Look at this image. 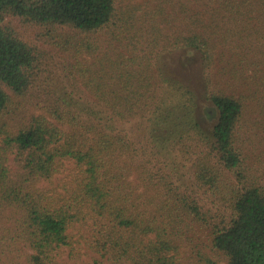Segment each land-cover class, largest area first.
Masks as SVG:
<instances>
[{"label": "trees", "instance_id": "obj_1", "mask_svg": "<svg viewBox=\"0 0 264 264\" xmlns=\"http://www.w3.org/2000/svg\"><path fill=\"white\" fill-rule=\"evenodd\" d=\"M187 6L189 29L175 34L170 46L197 49L203 57L205 97L217 111L212 137L199 129L191 97L173 102L163 96L165 81L148 62L135 66V60L125 63L122 53L110 57L106 69L86 80L88 102L58 104L32 115L15 133L1 126L0 259L21 252L25 264H60V249L71 244L69 227L82 218L95 224L98 249L107 250L116 264H171L168 253L176 248L185 217L201 214L196 197L173 180L162 162L174 143L171 133H178L181 151L185 147L194 154L202 139L208 145L191 164L197 184L217 188L226 184L223 170L235 174L237 187L230 195L217 188L231 210L212 228L213 247L227 264H264V187L242 173L236 145L237 128L256 88L243 77V90L229 94L212 87L208 75L212 43L226 42L220 29L227 22L232 24L228 33L242 39L235 48L249 45L255 55L264 52V0H189ZM114 15L115 0H0V113L10 102L8 90L24 94L29 89L37 61L31 45L5 23L7 17L90 32ZM254 66L264 70V64ZM134 115L149 121L155 161L143 155L151 153L144 145L113 127V121ZM195 129L196 138L184 136ZM11 155L16 169L8 163ZM68 161L76 174L64 193L37 186Z\"/></svg>", "mask_w": 264, "mask_h": 264}, {"label": "rangeland", "instance_id": "obj_2", "mask_svg": "<svg viewBox=\"0 0 264 264\" xmlns=\"http://www.w3.org/2000/svg\"><path fill=\"white\" fill-rule=\"evenodd\" d=\"M188 3L189 0H115L113 20L90 32L7 17L5 23L31 45L37 61L29 89L24 94L8 90L10 102L0 113V130L3 126L6 131L15 133L30 121L32 115L47 113L58 104L73 107L81 99L88 102L92 95L91 86L86 85L87 78L92 72L98 74L106 69L104 63L122 53L125 63L133 60L135 66L140 61L149 63L155 75L165 81L164 97L173 102L191 97L198 127L205 137L211 138L217 111L205 97L203 57L197 49L170 46L175 34L189 29ZM231 25L227 22L220 29L226 36L225 43H212V67L208 75L212 87L229 94L243 90L239 85L243 77H250L252 88H256L252 89V98L247 100L248 106L237 128L236 145L242 154V173L264 187V106L259 107L261 102L264 104V70L254 66L264 64V52L255 55L256 50L249 49V45L235 48V43L242 39L234 35V31L228 33L227 28ZM148 126L149 121L138 115L122 122L113 121V127L124 129L137 146L144 145L151 151L143 155H150L155 161L152 152L156 145L148 139ZM195 132L196 129L184 136L190 134L196 138ZM171 134V144L174 143L162 162L173 180L196 197L201 211L198 218L194 215L185 217L183 231L175 240L176 248L168 253L173 260L171 264H227L226 257L212 245V228L230 215L229 202L217 188L230 195L231 189L237 187L235 174L223 170L226 184L217 188L200 186L193 178L191 164L201 150H208V145L204 139L199 140L200 148L193 147L194 154H191L185 147L181 151L178 133ZM8 163L12 169L17 168L12 155ZM73 168L68 161L51 179L41 180L37 186L47 193H64L74 181L76 170ZM69 235L71 244L62 247L58 253L60 264H116L107 250L98 249L95 224L78 218L70 225ZM0 264H25L24 255L18 252L9 258L3 257Z\"/></svg>", "mask_w": 264, "mask_h": 264}]
</instances>
